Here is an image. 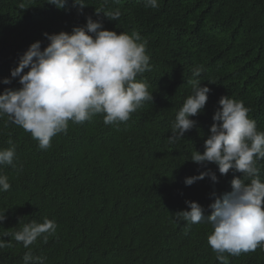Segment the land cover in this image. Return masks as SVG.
I'll use <instances>...</instances> for the list:
<instances>
[{
    "label": "trees",
    "instance_id": "trees-1",
    "mask_svg": "<svg viewBox=\"0 0 264 264\" xmlns=\"http://www.w3.org/2000/svg\"><path fill=\"white\" fill-rule=\"evenodd\" d=\"M66 0L63 8L47 0H0V93L21 87L18 78L4 84L31 43L49 41L44 33H71L87 17L102 20L103 28L148 41L151 71L137 77L148 85L145 102L119 127L105 125L97 114L82 124L69 122L66 134L41 150L21 127L0 119V149L15 144L16 167L0 166L11 184L0 192V235L26 223L57 224L47 243L38 239L29 248L10 236L11 247L0 249V264H23L31 251L45 264H220L208 244L210 224L176 222L175 213L189 210L186 201L208 207L230 192L241 175L220 174L215 163L200 165L190 158L204 151L222 96L242 101L249 118L264 131V0ZM119 9L110 20L95 9ZM203 66L201 86L210 88L204 109L184 138L169 143L171 123L191 94L192 69ZM28 69H25L27 71ZM214 81V82H210ZM264 181V160H259ZM210 170V175L185 184V179ZM227 255V253H225ZM230 264H264V250L229 256Z\"/></svg>",
    "mask_w": 264,
    "mask_h": 264
},
{
    "label": "clouds",
    "instance_id": "clouds-1",
    "mask_svg": "<svg viewBox=\"0 0 264 264\" xmlns=\"http://www.w3.org/2000/svg\"><path fill=\"white\" fill-rule=\"evenodd\" d=\"M63 8L66 0H47ZM80 10L84 0H76ZM118 3L119 0H116ZM145 7H159L158 0H144ZM110 20H119L121 11L95 9ZM49 43L41 49L37 40L21 56L11 70V77L4 84L18 78L21 87L7 88L0 93V119L21 127L37 141L41 150L51 147L57 134L68 131L69 122L82 124L94 115H103L105 125L119 127L127 122L145 102L152 101L148 85L137 77L151 71L148 41L133 30L131 34L103 28L102 20L87 17L83 26H74L71 33H44ZM25 69H28L25 71ZM203 66L192 69L191 94L184 100L171 123L169 143L184 138L205 107L210 88L201 86L198 77ZM214 82V81H210ZM220 107L213 114L214 123L210 135L204 141V151H193L190 158L200 165L215 163L220 174L230 170L241 173L231 181L230 192L212 195L216 198L205 209L195 201H186L189 210L175 213L176 222L185 221L211 225L208 244L216 253L220 264H230L229 256L264 250V181L259 178V160H264V131L257 128L256 121L249 118L250 109L242 101L229 96L219 99ZM0 149V166L16 167L15 144ZM210 175L213 182L217 176L210 170L187 177L186 185ZM11 184L6 175L0 174V192H7ZM6 219L0 214V222ZM57 224L45 218L42 223H26L18 231L0 235V249L11 247L4 237L10 236L24 248H29L38 239L47 243L56 234ZM227 253V255H225ZM23 264H45V257L35 256L31 251L23 256Z\"/></svg>",
    "mask_w": 264,
    "mask_h": 264
}]
</instances>
